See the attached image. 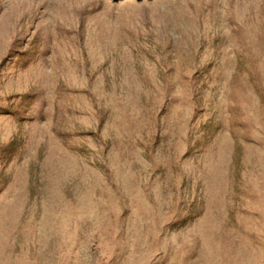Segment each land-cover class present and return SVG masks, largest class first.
<instances>
[{
  "label": "rangeland",
  "instance_id": "374dc122",
  "mask_svg": "<svg viewBox=\"0 0 264 264\" xmlns=\"http://www.w3.org/2000/svg\"><path fill=\"white\" fill-rule=\"evenodd\" d=\"M0 264H264V0H0Z\"/></svg>",
  "mask_w": 264,
  "mask_h": 264
}]
</instances>
